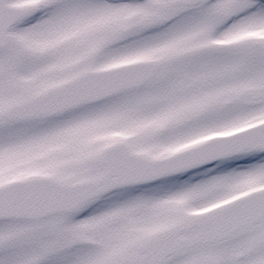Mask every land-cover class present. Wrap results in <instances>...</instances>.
Returning <instances> with one entry per match:
<instances>
[{
	"label": "snow or ice",
	"instance_id": "1",
	"mask_svg": "<svg viewBox=\"0 0 264 264\" xmlns=\"http://www.w3.org/2000/svg\"><path fill=\"white\" fill-rule=\"evenodd\" d=\"M0 264H264V0H0Z\"/></svg>",
	"mask_w": 264,
	"mask_h": 264
}]
</instances>
